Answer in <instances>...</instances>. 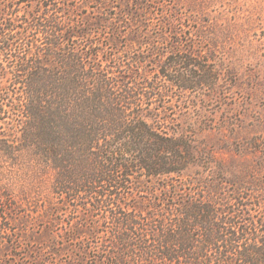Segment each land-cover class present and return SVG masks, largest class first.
I'll list each match as a JSON object with an SVG mask.
<instances>
[{
  "label": "rangeland",
  "instance_id": "obj_1",
  "mask_svg": "<svg viewBox=\"0 0 264 264\" xmlns=\"http://www.w3.org/2000/svg\"><path fill=\"white\" fill-rule=\"evenodd\" d=\"M45 1L0 0V5L13 4L22 20L31 10L41 16ZM63 3L73 6L63 7L58 18L91 31L90 37L80 36L69 46L86 49L88 43H97L92 53L100 51L103 58L117 55L125 62L129 57H145L148 63L142 64L141 73L153 80L155 88H163L160 68L171 64L166 57L173 49L196 51L200 56L196 63L220 74L214 85L183 93L169 85L165 99L151 104L169 116L164 123L168 128L187 132L195 149L204 152L200 166L188 170L183 187L176 181L178 188L172 187L168 198L159 189L163 181L139 178L136 187L121 191L123 203L144 201L147 205L148 198L159 197L172 208L186 190L201 192L217 182L216 200L226 208L243 205V218L235 220L244 231L240 237L246 243L264 242V0H64L61 6ZM50 13L44 10V14ZM166 29L172 34L163 36ZM108 38H115L116 45ZM23 48L27 49L0 45V62L7 70L15 65L16 56H26ZM112 66V62L106 64L107 69ZM122 74L128 73H117L116 78ZM7 78L12 81L0 80V108L4 111L0 113V132L18 141L25 124L20 118L21 89L11 73ZM38 167L40 160L27 153L19 158L0 153V264H130L112 257L122 250L111 244L116 227L105 213L109 202L99 206L89 194L73 202L66 197L69 193L62 196L54 187V173L41 175ZM198 174L205 179L196 182ZM72 222L95 233L82 232L72 239Z\"/></svg>",
  "mask_w": 264,
  "mask_h": 264
},
{
  "label": "trees",
  "instance_id": "obj_2",
  "mask_svg": "<svg viewBox=\"0 0 264 264\" xmlns=\"http://www.w3.org/2000/svg\"><path fill=\"white\" fill-rule=\"evenodd\" d=\"M62 1L46 0L42 7L53 13L47 15L43 10L38 16L39 11L31 10L22 20L13 4L0 5V45L18 50L27 47L21 50L26 56H16L10 70L0 62V80L11 82L7 78L11 73L21 89L20 118L25 123L18 141L0 132V153L8 158H19L21 153L38 158L36 171L41 175L53 172L54 187L62 196L69 193L66 197L73 202L85 194L99 206L109 202L105 213L116 227L111 244L122 250L121 255L112 256L116 260L130 264H264V242L246 243L240 237L244 231L235 220L243 218V205L226 208L216 200L217 182L201 192L185 188L174 208L159 197L148 198L147 205L144 201L123 203L121 191L136 187L139 178L163 181L159 189L168 198L171 188H178L175 182L183 187L188 170L200 166L204 152L195 149L187 132L168 128L164 123L169 116L151 104L165 99L169 85L182 93L214 85L220 75L217 69L196 63L200 60L196 51L173 49L166 57L171 64L160 68L163 88H155L153 80L141 73L142 64L148 63L145 57H129L125 62L117 55L103 58L100 51L92 53L97 43H88L86 49L69 46L80 36L90 37L91 31L58 18L63 7L73 6H61ZM171 34L172 30L163 32V36ZM134 37L139 39L138 32ZM108 39L116 45L115 38ZM111 62L114 66L107 69ZM123 72L128 74L117 79L116 74ZM197 177L196 182L205 179L200 174ZM72 223V239L82 232L95 233Z\"/></svg>",
  "mask_w": 264,
  "mask_h": 264
}]
</instances>
